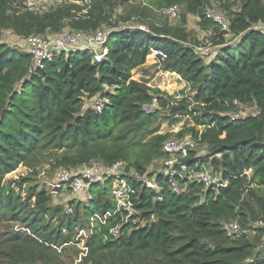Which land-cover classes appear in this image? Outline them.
<instances>
[{"label":"trees","instance_id":"trees-1","mask_svg":"<svg viewBox=\"0 0 264 264\" xmlns=\"http://www.w3.org/2000/svg\"><path fill=\"white\" fill-rule=\"evenodd\" d=\"M25 2L0 0V39L119 29L98 64L89 52H60L34 71L26 46L0 41V264L74 262L82 253L77 232L89 227L78 264H264V32L256 29L264 27V0H89L88 8L64 1L35 12ZM173 6L180 14L171 23L165 12ZM208 8L223 13L226 31L207 19ZM190 18L206 38L188 30ZM128 23L148 32L121 27ZM152 51L163 53L155 69L177 75L183 90L168 95L132 79ZM98 100H106L100 113ZM233 112L239 122H230ZM163 123L184 127L161 133ZM188 135L204 155L193 150L180 161L194 172L204 165L225 188L178 179L176 194L168 176L149 172L169 158L166 141ZM95 162H121L132 177L124 176L134 191L129 223L123 209L105 224L95 219L116 208L110 180L70 202V214L38 190L46 166L80 173ZM19 167L30 172L14 188L6 176ZM232 223L239 232L230 236Z\"/></svg>","mask_w":264,"mask_h":264},{"label":"built area","instance_id":"built-area-1","mask_svg":"<svg viewBox=\"0 0 264 264\" xmlns=\"http://www.w3.org/2000/svg\"><path fill=\"white\" fill-rule=\"evenodd\" d=\"M79 2L82 6H89L88 0H26L25 8L30 12H35L38 9L48 7L51 5H55L61 2ZM177 10L179 8L177 6H173L165 12V15L169 20H175L177 18ZM83 14L86 11L82 12ZM207 19L214 22L218 27H220V31L224 32L227 30L226 19L223 13L215 8H208L206 10ZM133 29H138L143 32H148V30L144 27L137 26L131 27ZM117 29H109V30H98L95 33L84 35L79 32H74L69 29L62 30L59 34L54 36H31L26 39V49L29 55L31 56V70L41 69L45 63L51 61L58 53L63 52L65 54H75L78 52H89L92 55V63L98 64L102 62L103 58L107 54L106 45L109 41V38L113 32ZM124 29V28H123ZM257 30H263V28H256ZM202 53L204 50H201ZM154 55L157 57L163 56L161 51H153ZM205 54V55H206ZM155 103V102H154ZM152 104L151 108H146V113H151L152 108L155 107V104ZM106 104V100H98L94 105V110L97 113H100ZM233 107H239V103L234 101L232 103ZM230 122L235 123L239 122L240 116L238 113H230L229 114ZM193 138L188 135L180 139H169L163 144V152L169 157L164 160L163 168H166L170 171L169 182L171 184L172 191L176 194H181L182 190L179 188L177 184V180H186L193 179L200 183H202L206 188L215 185L218 188H225L226 183H220L216 180H213L210 177L207 168L204 165L194 166L196 172L192 171V168L185 163H182L180 160L186 158L189 152L194 150ZM124 165L123 163H116L111 168H105L99 162L93 163L90 167L85 168L80 173H72L69 170L62 169L57 171V178L55 184H50L51 189L54 191H60L63 187L68 186L70 191L75 193H86L90 186L95 183H102L103 181L110 180L112 183H116L118 186L117 190L111 189V194L114 196L116 201L115 210L110 213L106 212L102 217L95 216V219L98 220L99 223L105 224L106 220L112 216H114L117 212L121 213L122 209L127 213L126 216L123 217V223H129L131 216H133V205L129 200V196L134 192L133 189L129 186L126 181V176L128 179L132 177L124 173ZM164 174V173H163ZM165 175V174H164ZM166 176V175H165ZM135 182H140L144 186L149 189H156L157 184L151 180L146 178H133ZM65 188V189H66ZM66 214H70L71 210L67 207ZM94 218V217H93ZM93 218L90 221V226H93L95 221ZM133 224H139L138 220H132ZM21 230V228L15 227V231ZM239 229L235 223H232L228 227V235L238 234ZM89 231L85 236V239H81L82 244V253L79 255L78 259L74 260V264H78L81 261V257L85 256L87 252V248L85 247V242L87 238H89ZM111 237H117L118 229H112L108 232ZM78 243L79 242V239ZM76 262V263H75Z\"/></svg>","mask_w":264,"mask_h":264},{"label":"rangeland","instance_id":"rangeland-1","mask_svg":"<svg viewBox=\"0 0 264 264\" xmlns=\"http://www.w3.org/2000/svg\"><path fill=\"white\" fill-rule=\"evenodd\" d=\"M88 2H89V0H88ZM177 13L178 14H177L176 20H178V17L180 14L179 10H177ZM173 22H175V21L171 20V23H173ZM128 26L135 27V25H132L130 23L124 24L121 27H128ZM141 27H144V26H141ZM187 28L189 31L193 32L194 35L199 36L200 38H206L207 37V35L205 33H203L202 31H200L199 28L197 27L195 18L189 19ZM104 30H109V29H104ZM0 41L9 44L11 47H18L19 48L20 46H22L25 49V46H26V41L24 42V40L15 38L13 36V34L10 32L3 34ZM204 52H208V49L204 50ZM202 54H204V53H202ZM155 57H156V55H155ZM155 57L151 56L149 63H147V65H145V67H144V70H145L144 73H147L150 75L151 81H149V86L153 87V88H158L162 92H166L168 95H175L179 91L183 90L185 85L181 81H178L176 77H172V76L166 75L163 72H159L157 70V67L155 69L154 66L156 64H158V60ZM157 73H158V75H157ZM132 75L135 78V80H138V81L142 80V78H141L142 71L141 70H137V71L133 72ZM183 127H184V123H180V124L172 126V127H168L167 123H163L161 125L160 131L162 133H177ZM193 147H194L195 152H197L200 155H204V148L203 147H201L200 145H197V143L194 144V142H193ZM163 163H164V161L154 163L150 167L149 172L156 170L158 173H161V174L164 173L166 176L169 175L170 171L166 168H163ZM47 167L48 166L41 169L40 174L37 176V184L40 185L38 190L43 189L46 193H48L51 196V198H52V201L50 203L51 206H53V207L61 206L63 208H67V206L69 207L70 202H81V201H86L88 199V195H86V194L85 195H82L80 193L74 194L72 191H70L69 188H66L68 186L63 187L62 190H60L59 192L51 189L50 184L56 183V178H57V173H58L57 171L62 170V169H58V170L54 171L53 173H51ZM29 172L30 171L26 170L25 168L19 167L13 173L6 176V182H11L12 187L16 188L15 182L18 181L19 179H23V178L27 177ZM72 173H75V172H72ZM111 189L117 190L118 189L117 184L112 183ZM26 190H27V188H26ZM155 190L157 191L158 189L156 188ZM21 195H22V197H25L26 192L22 191ZM15 227H18V225H14V230H15ZM77 233H78L77 239H79L80 243L76 246H77V248L82 249L83 243H81V239H83V240L85 239V236L87 234V230L81 229V230H78ZM65 264H74V262L66 259Z\"/></svg>","mask_w":264,"mask_h":264},{"label":"crops","instance_id":"crops-1","mask_svg":"<svg viewBox=\"0 0 264 264\" xmlns=\"http://www.w3.org/2000/svg\"><path fill=\"white\" fill-rule=\"evenodd\" d=\"M151 56L155 57L153 51H152V53L147 57L145 64H144L142 67H139V68H137L136 70L133 71V72H135V71H137V70H141V71H142V75H141L142 80L139 81V82H143V83H145L147 86H149V81H151V79H150V75H149V74L144 73V71H145V70H144V67H145V65H147V63H149V60L151 59V58H150ZM155 58H157V56H156ZM151 61H152V60H151ZM133 72H132V74H133ZM165 74H166V75H169V76H172V77H176L178 81H181V82L185 85V83H184L182 80H180V78H179L177 75H175V74H170V73H165ZM157 75H158V73H157ZM132 79L135 80V78L133 77V75H132ZM149 79H150V80H149ZM136 81H138V80H136ZM152 83H153V82H152ZM149 87H150V86H149ZM151 88H153V87H151ZM161 133H162V132H161Z\"/></svg>","mask_w":264,"mask_h":264}]
</instances>
